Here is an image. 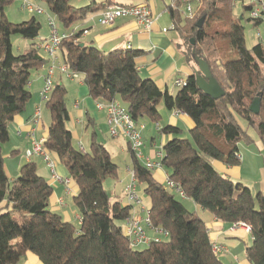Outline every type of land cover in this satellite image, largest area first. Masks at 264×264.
<instances>
[{
    "label": "trees",
    "instance_id": "trees-1",
    "mask_svg": "<svg viewBox=\"0 0 264 264\" xmlns=\"http://www.w3.org/2000/svg\"><path fill=\"white\" fill-rule=\"evenodd\" d=\"M34 1L45 2L64 31L107 6L78 8L71 5L72 0ZM240 1L204 0L191 19L170 7L185 56L193 63L202 60L207 64L217 94L199 86L198 75L194 74L176 95H171L153 79L141 77L137 64L141 51H102L84 43L81 32L68 33L60 55L64 64L80 74L93 100L120 101L137 122L158 121L161 102L168 110L181 111L192 119L195 126L189 131L190 138H180L179 127L161 130L174 136L163 147L162 168L185 198L224 223L249 226L253 243L246 249V258L252 264H264V195L254 197L250 188L223 176L212 164L241 163L239 144L253 143L241 120L256 130L264 145V42L247 46L245 14H234V3ZM12 2L0 0V264H17L27 252L35 254L42 264H223L214 253L204 221L158 182L154 171L145 168L129 147L137 183L150 200L151 226L168 233L147 247H130L121 224L133 208L112 201L104 186L108 178H117L118 166L105 145L98 142L89 114L90 149L82 151L74 145L67 126L68 91L62 81L55 83L46 102L51 124L44 148L58 156L78 186L74 204L81 216L80 226L51 210L54 187L39 175L35 162L24 164L20 175L10 180L2 153L3 145L10 140L9 125L32 98L33 70L48 64L36 46L14 54L12 36L35 40L42 24L35 17L11 22L5 10ZM244 10L248 12L249 8ZM247 21L256 27L262 24L261 20ZM257 98H261V110L256 115L250 107Z\"/></svg>",
    "mask_w": 264,
    "mask_h": 264
},
{
    "label": "crops",
    "instance_id": "crops-1",
    "mask_svg": "<svg viewBox=\"0 0 264 264\" xmlns=\"http://www.w3.org/2000/svg\"><path fill=\"white\" fill-rule=\"evenodd\" d=\"M24 1L30 2L29 0ZM174 2L175 0H72L71 5L78 8L91 4L97 6L100 4L107 6L112 4L146 5L152 12L154 23L151 29L146 30L142 25L138 24L133 19H119L116 21L114 26L105 27L100 23L101 14L105 10L101 9L98 12L90 15L86 20L75 24L69 31L66 32H81V40L84 43L96 46L102 51L107 52L116 49L141 51L142 55L137 59L140 75L145 73L149 78L160 79L159 81L161 83H164L165 81L166 91L171 93L167 81L170 76L172 77L173 73L183 72L187 79L194 74L199 75V70L203 73V75H205L201 69V60L198 63H193L185 56L181 46L182 41L180 40V36L178 35L177 38H179L176 39V37H171L168 35L170 31L176 32L172 28L174 22L172 21L170 15V7L174 4ZM32 4L37 8H41L44 13L40 14L39 16L41 17H39L35 12L29 11L30 19L35 17L39 22H41L42 27H44L42 23L44 21L46 31L43 34V30H41L39 38L33 40L26 50L38 45L40 42H42V40L47 39L50 34L48 19L51 14L49 6L43 1L32 0ZM164 29H167V32H164ZM25 46L27 47V43ZM47 65L36 69L35 73L31 75L30 90L33 91L32 99L26 105L24 111L16 115L13 122L9 125L10 140L2 147L5 169L10 180L13 181L15 180V177L20 175L21 167L24 164L30 161L35 162L37 164L39 175L46 178L48 182L54 187V193L50 199L51 210L60 214L65 221L71 223L75 221L77 222L78 226H80L81 216L74 204V197L77 195L79 189L77 184L71 179L68 170L60 163L58 156L55 153H51L53 160L57 163L58 174L63 178L71 179L69 184L70 194H66V185L64 183L55 182L52 180L50 171L41 157H34L32 160H28L25 156L26 151L32 146L34 137L37 140H41L46 139L48 136V128L50 125L45 126L43 122L42 106L44 102L41 98V91L44 87V77L47 71ZM63 79L64 76L60 73H57L56 82L58 80L64 82ZM187 79L182 81H186ZM159 81L155 82L161 89ZM70 82L74 83V81ZM79 84H82V82ZM175 85H178L177 80H175ZM212 88L217 91V87L213 83ZM173 91L176 93V89ZM84 100L83 106L81 102L74 100L73 108L76 110L75 116H72V113L70 112V119L71 123L73 124L72 127L75 129V131L77 130L78 126L83 124L84 126H82V130L86 131L89 129L87 114H89L90 118L93 120L95 128L97 124H100L101 120H106V114L97 110V102L89 96V93L88 97H86ZM38 107L41 108V120L37 125H35L33 118ZM159 112L161 118L156 122L160 124L161 130L166 126H174L182 129V133H184V126L188 131L193 129L195 126L190 117H188L185 113H177V110H169L166 113L165 119L167 124H163L164 118L162 111L159 110ZM141 122L147 125L146 130L143 132L145 153L155 160L158 158L157 153L162 151L164 145L174 136L165 135L161 133V131H158L155 128L156 122L154 121L144 119ZM180 123H182L184 126H181ZM242 127L245 128L243 125ZM71 131L73 133V138L80 141L78 142L79 148L83 146L85 151L89 150L91 138L89 139L87 135L81 136L78 130L74 132L71 129ZM254 143L255 140L253 139L252 144H244L245 146L250 147ZM241 146L242 145L240 143L239 153L242 162L244 161L245 156L242 153ZM246 151L251 154L250 149H246ZM215 166L218 169L217 171L219 173L221 172L220 174L222 175L230 174L240 176L239 168L241 167L235 168L228 165L225 166L221 163H217ZM154 176L158 182L166 186L168 175L163 168L155 170ZM261 189L262 191L260 193L264 195V183H262ZM177 195L180 196L179 194ZM180 197L185 200L187 205L184 203L183 204L186 206V208L191 212L196 213L206 224L213 243V247L221 248V251L216 253V256L222 261L223 264H252L246 258V249L253 243L252 231H248L246 227L241 225L224 223L218 220L211 212L206 211L201 206L197 205L191 199L185 198L183 196ZM60 199L64 200L63 205L59 203ZM122 204L124 206L129 205L127 198L122 202ZM71 205L74 207H71ZM147 232L151 237L157 236L150 230H147ZM17 264H42V262L35 254L27 252Z\"/></svg>",
    "mask_w": 264,
    "mask_h": 264
},
{
    "label": "built area",
    "instance_id": "built-area-1",
    "mask_svg": "<svg viewBox=\"0 0 264 264\" xmlns=\"http://www.w3.org/2000/svg\"><path fill=\"white\" fill-rule=\"evenodd\" d=\"M204 0H175L171 6L172 9H177L183 17L191 19L195 16L196 10ZM244 7L249 8L250 18L253 20H261L264 24V0H241ZM239 3V2H238ZM34 9L37 14H43L41 8L35 7L32 3L27 2L22 6V9ZM119 19H134L138 24L142 25L146 30L151 29L154 18L151 10L146 5H118L112 4L106 7L102 12L100 23L105 27H112ZM50 34L45 40H42L36 48L48 60L47 71L44 77V87L41 91V98L43 102L50 99L53 88L56 83L57 73L62 74L67 79L72 81L82 82L80 74L71 70L66 64L62 62L60 55V46L62 41L67 38L68 33L61 32L53 17L48 19ZM173 25V29H174ZM167 32V29H164ZM87 33V32H86ZM262 34L261 32H259ZM263 38V37H262ZM178 86L185 85V81L178 80ZM96 108L106 114V122L109 129V134L113 139L123 137L128 142L131 151L136 155V158L141 164L150 171L162 169L161 160L164 156L163 150L157 153V159L151 158L145 153V141L143 139V132L147 125L142 122L135 121L127 107L120 101L112 103L97 102ZM177 113H182L177 110ZM41 120V108L38 107L34 114L33 122L37 125ZM155 128L161 131L159 123H155ZM45 139L37 140L35 137L32 141V146L25 153L28 160L34 157H41L46 163L51 178L55 182H61L66 185V194H70L69 184L71 179L61 177L57 172V163L53 160L51 152L44 148ZM80 149L85 151L84 147ZM131 182L126 188V196L129 205L132 206L131 214L122 222V232L127 238L132 249H139L147 247L152 241H160L161 237H167L168 233L161 228L154 229L151 226L149 219V208L144 204L142 198L138 195V183L133 170H130ZM166 188L174 193L184 197L183 191L179 185L167 179ZM59 203L64 204V200L60 199ZM246 227L248 231L251 228L244 223H236ZM147 230L154 232L157 236L151 237ZM214 253L221 251V248H213Z\"/></svg>",
    "mask_w": 264,
    "mask_h": 264
},
{
    "label": "rangeland",
    "instance_id": "rangeland-1",
    "mask_svg": "<svg viewBox=\"0 0 264 264\" xmlns=\"http://www.w3.org/2000/svg\"><path fill=\"white\" fill-rule=\"evenodd\" d=\"M29 1H30V3H32V0H29ZM26 3H27V1H24V0H13L12 4L10 6H8L5 10L7 18L13 23H21V22L30 20L29 11H33L34 9H29V8L22 9V6ZM234 14L238 17L242 16V14H245V20H244L243 24L245 26L246 44L249 48H252L254 45H256L259 42H264V24L262 23L260 26L256 27V26H254V24L252 22L247 21V19L250 18V15H249V12L244 10L243 3H241V2L234 3ZM39 15L40 14H38V16ZM50 16L55 19L57 26H58L59 24H58L56 18L53 15H50ZM39 17H41V16H39ZM42 23L44 26V27H42L43 28L42 33L44 34L46 31V27H45V22L43 21ZM58 28L61 32H66V31L62 30L61 27L58 26ZM174 29H175V27H174ZM259 32H261L262 34H260ZM168 35H170L171 37H176V39L179 38V37L177 38V36L179 34L177 32H174V31H170ZM32 41L33 40H30V39H23L18 35H13L12 36V44H13L14 54L19 55V54L24 53L26 51V48H28V46H30ZM26 43H27V47L25 46ZM35 71L36 70H33L32 74H34ZM141 77L142 78H149L148 76H146L145 73H142ZM197 77H198V85L199 86L206 88L207 90H209L210 92L215 94L216 91L212 88V83L216 85V82L211 76L203 75V74L199 73V75ZM178 79L179 80L180 79L185 80V79H187V77L183 72H180V73L175 72V73H173L172 77L171 76L169 77V79L167 81L168 85L170 87V90H171V93H170L171 95L177 94V92L181 89V86L175 85V80L178 81ZM153 80L158 82L160 79H153ZM63 81H64L63 83H64V85L68 91V94H67L68 108H69L70 112L72 113V116H75L76 110H74V108H73L74 100L81 102L82 106L84 105V101H85L84 99L86 97H88L87 86H85L83 84V82H82V84H79L80 83L79 81H74V83H72V82H70L72 80H70V81H69V79L67 80V78L65 76H64ZM159 84L161 86V89L163 91H165L166 90L165 81H164V83L160 82ZM216 87H217V85H216ZM174 89H176V93H174V91H173ZM31 92L33 93L32 90H31ZM158 108H159V110L162 111V115L164 118L163 124H167L165 119H166V113L169 110L165 107L164 102H161ZM42 119H43L45 126H49L51 124V114H50V111L48 110V108L46 106V102H44L43 106H42ZM180 124H181V126H184V125H182V123H180ZM241 124L248 130L249 135H251L253 137V139L255 140V143L252 146L247 147V146H245L244 142H241V145H242L241 150L245 156V159H244V161L241 162L242 164H239L238 166H232L235 168L241 167V168H239L240 169V176L239 175L235 176V175H230V174H223V176L229 177L232 181H234L236 183H241V184L247 186L248 188L251 189L254 197H257V195L262 191L261 186H262V183H264V145L262 144V142L259 138V135L257 134V132L254 128H252V127L248 128L246 122L243 120H241ZM67 126L70 130L72 129L74 132H76L78 130L79 134L81 136L87 135L88 138L90 139L91 129L89 128L86 131L82 130V126H84V124L78 126L77 130L75 131V129L72 127L73 124L71 123V119H70V121L67 123ZM183 128H184V133L179 135V137L184 138V139L190 138L189 131L186 129L185 126ZM95 129H96V132L98 135V142H101L102 144L105 145V147L109 150V152L111 154V158H112L113 162H115L118 166L117 178L116 179L108 178L105 181L104 186H105L106 190L108 191L112 201L123 202L127 198L126 188L131 182V173H130L129 169L132 170V159H131V154L128 150L127 141L123 137L113 139L109 134V129H108L106 120L105 121L101 120L100 124H97ZM78 142H80V141H78V139H74V145L76 147H79ZM246 149H250L251 154H249L246 151ZM217 163H221V164L227 166V164H225L223 162L212 161V164L216 168V170H218L217 167L215 166V164H217ZM17 177H15V179ZM137 192H138V195L142 198L144 204L149 208L150 207V200L144 194L142 185L138 184ZM176 198L178 200L182 201L185 205H187L185 203V200L182 199L180 196L176 195ZM71 207H74V206L71 205ZM73 224L78 226L77 222H75V221H73ZM161 238H164V237L162 236Z\"/></svg>",
    "mask_w": 264,
    "mask_h": 264
},
{
    "label": "water",
    "instance_id": "water-1",
    "mask_svg": "<svg viewBox=\"0 0 264 264\" xmlns=\"http://www.w3.org/2000/svg\"><path fill=\"white\" fill-rule=\"evenodd\" d=\"M241 19H242V17H241ZM204 20H205V18H203L201 20V24L199 25V28L202 26ZM192 44L195 45V41L194 40H192ZM81 46H84V44H81ZM200 65H201V69L204 72V74L210 76L207 64L204 61L201 60ZM217 93H218V91L215 92V94H217ZM250 110H251L252 113H254L256 115L260 113V110H261V98H257V99H255L253 101V103H252V105L250 107Z\"/></svg>",
    "mask_w": 264,
    "mask_h": 264
}]
</instances>
